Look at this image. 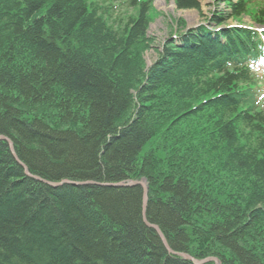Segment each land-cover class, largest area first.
I'll use <instances>...</instances> for the list:
<instances>
[{"label":"trees","instance_id":"obj_1","mask_svg":"<svg viewBox=\"0 0 264 264\" xmlns=\"http://www.w3.org/2000/svg\"><path fill=\"white\" fill-rule=\"evenodd\" d=\"M151 10L0 0V136L33 176L84 183L36 181L0 141V264H193L147 223L175 253L264 264V119L238 110L236 76H211L232 47L188 32L147 70ZM129 180L145 214L140 186H105Z\"/></svg>","mask_w":264,"mask_h":264},{"label":"rangeland","instance_id":"obj_2","mask_svg":"<svg viewBox=\"0 0 264 264\" xmlns=\"http://www.w3.org/2000/svg\"><path fill=\"white\" fill-rule=\"evenodd\" d=\"M155 8L151 11V23L148 34V41L144 43L137 55L146 65L147 67H151L154 62L158 59V53L161 50V45L167 40L169 33L171 30H176L174 28V22L178 19H182L186 26H195L202 22H204V17L200 12L197 11H187L181 12L179 11L173 0H156ZM201 1V9L203 15L209 17V13L214 4L213 0H200ZM223 5V4H222ZM201 12V13H202ZM162 142H165V146L161 148V150L165 153V155L169 156L171 152V146L166 144V141H171L174 139V136L170 133H166L162 135ZM160 143V142H158ZM157 143V144H158ZM167 156V157H168ZM143 181V180H141Z\"/></svg>","mask_w":264,"mask_h":264},{"label":"water","instance_id":"obj_3","mask_svg":"<svg viewBox=\"0 0 264 264\" xmlns=\"http://www.w3.org/2000/svg\"><path fill=\"white\" fill-rule=\"evenodd\" d=\"M0 140L1 141H6L9 145H10V149H11V152L13 154V156L15 157V159L17 160V162L24 168L25 170V174L30 177V178H33L37 181H40V182H43L45 184H48L54 188L56 187H60L62 185H65V184H73V185H82L84 183H78V182H71V181H68V180H64V181H61V182H57V183H54V182H47V181H44L42 179H40L39 177H36V176H33L28 168L21 163V161L19 160V158L17 157L16 153H15V150H14V146H13V143L7 139L6 137H0ZM87 184H93V182L91 183H87ZM105 186H110V187H134V186H140L143 191H144V208H143V214H145V211H146V207H147V203H148V195H149V188L147 186V184L144 182V181H129V182H121V183H116V184H108V185H105ZM146 221V220H145ZM148 226L152 227L155 231H157V233L159 234L160 238L162 239L164 245L166 246L168 252L170 254H173V255H177V256H180V257H184L188 260H190L191 262H193L194 264H207V263H211L213 262L214 264H219V261L216 259V258H208V259H205L203 261H198L186 254H179V253H175L171 250V248L168 246L167 242H166V239L165 237L163 236V234L161 233L160 229L157 227V226H153V225H150L149 223H147Z\"/></svg>","mask_w":264,"mask_h":264}]
</instances>
